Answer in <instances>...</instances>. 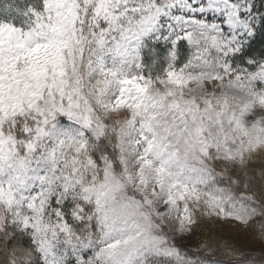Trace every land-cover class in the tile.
<instances>
[{
	"label": "snow or ice",
	"instance_id": "obj_1",
	"mask_svg": "<svg viewBox=\"0 0 264 264\" xmlns=\"http://www.w3.org/2000/svg\"><path fill=\"white\" fill-rule=\"evenodd\" d=\"M0 264H264V0H0Z\"/></svg>",
	"mask_w": 264,
	"mask_h": 264
}]
</instances>
